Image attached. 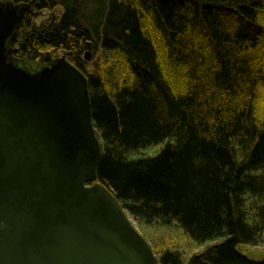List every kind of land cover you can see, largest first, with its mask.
I'll use <instances>...</instances> for the list:
<instances>
[{"label": "trees", "instance_id": "trees-1", "mask_svg": "<svg viewBox=\"0 0 264 264\" xmlns=\"http://www.w3.org/2000/svg\"><path fill=\"white\" fill-rule=\"evenodd\" d=\"M0 1L62 8L46 41L26 14L8 49L30 70L53 63L30 57L62 51L85 73L96 183L143 229L215 243L187 260L160 250V264H264L249 257L264 248V0Z\"/></svg>", "mask_w": 264, "mask_h": 264}, {"label": "water", "instance_id": "water-1", "mask_svg": "<svg viewBox=\"0 0 264 264\" xmlns=\"http://www.w3.org/2000/svg\"><path fill=\"white\" fill-rule=\"evenodd\" d=\"M29 10L0 1V264H160L96 183L87 78L64 59L40 70L11 60Z\"/></svg>", "mask_w": 264, "mask_h": 264}, {"label": "rangeland", "instance_id": "rangeland-1", "mask_svg": "<svg viewBox=\"0 0 264 264\" xmlns=\"http://www.w3.org/2000/svg\"><path fill=\"white\" fill-rule=\"evenodd\" d=\"M62 14H63L62 8L58 7L53 12H49V11L33 12L32 19L34 24L40 27L43 24V22L49 21L53 17L60 18ZM66 57L67 54L65 52L48 51V53L43 52L42 54H39L37 58L30 57L29 64H31V66H38V64L43 62V60L46 58H48L51 62H55L61 59L66 60ZM103 63H104V56H102L101 54L99 55L92 54L90 61L87 62L88 71L93 72L97 70L99 72H103V70H105L103 69L105 67L103 66ZM116 67L120 68L122 66L116 65ZM82 74L86 77L85 73ZM118 76L120 78V81L124 79L127 85L130 83L128 74H121V72L118 71ZM127 76H128V80L125 79ZM157 151H159V147L147 150L143 153L152 156ZM128 217L133 227L150 245L153 252H155L154 253L155 256L158 251L169 249V250L179 251L180 254H183L185 256V260H187L191 256L202 254L209 246L215 244V243H206L200 246L194 245L191 242L184 239L182 236L179 235V233H177L172 229L166 231L160 229H151V228L143 229L142 227L138 226V224L130 216ZM251 251L252 253L249 256L251 259H255V260L264 259V248L261 247L252 248Z\"/></svg>", "mask_w": 264, "mask_h": 264}, {"label": "flooded vegetation", "instance_id": "flooded-vegetation-1", "mask_svg": "<svg viewBox=\"0 0 264 264\" xmlns=\"http://www.w3.org/2000/svg\"><path fill=\"white\" fill-rule=\"evenodd\" d=\"M29 13L33 14V12L31 10H29L27 14H29ZM25 17H26V15H25ZM48 23H49V21H46V22H43V24L40 27L36 26L39 29V32H38L39 33L38 34L39 38L42 36L45 41H46V38L48 37V34H47V32H48V29H47Z\"/></svg>", "mask_w": 264, "mask_h": 264}]
</instances>
